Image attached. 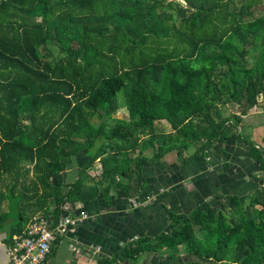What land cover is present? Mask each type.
Wrapping results in <instances>:
<instances>
[{"label": "trees", "instance_id": "16d2710c", "mask_svg": "<svg viewBox=\"0 0 264 264\" xmlns=\"http://www.w3.org/2000/svg\"><path fill=\"white\" fill-rule=\"evenodd\" d=\"M230 2L0 0V177L25 164L39 171L32 189L15 176L0 191V232L7 230L9 238L20 232L31 198L54 225L63 202L91 201L103 180L140 178L143 164L167 152L183 162L230 136L240 119L223 116L226 104L245 114L264 100V15H254L264 1L241 0L238 11L230 10ZM173 6L174 15L163 10ZM79 17L86 19L81 30ZM54 46L63 54L55 64L47 59ZM249 52L255 77L246 63ZM120 108L127 120L112 118ZM161 120L174 131V143L168 144L171 134L153 131ZM80 133L84 140L73 138ZM142 134L150 136L153 153L130 158ZM85 148L90 160L63 193L61 175ZM250 150L262 170L264 155L255 146ZM109 151L126 158L87 187V168ZM224 201L222 209L171 217L168 233L134 241L122 258L168 252L169 261H182L183 250V264H264V190L243 203L237 197Z\"/></svg>", "mask_w": 264, "mask_h": 264}, {"label": "crops", "instance_id": "0c3cea01", "mask_svg": "<svg viewBox=\"0 0 264 264\" xmlns=\"http://www.w3.org/2000/svg\"><path fill=\"white\" fill-rule=\"evenodd\" d=\"M259 5L263 8L264 2ZM233 115L240 119L236 130L221 143L206 149L204 154L199 153L182 162L175 151L167 152L159 160L143 164L140 178L115 177L118 184L106 179L91 201L82 203L75 198L79 203L72 206L69 214L74 217L83 211L87 218L76 222L57 239L45 264H134L140 255L134 260L122 258L124 249L138 239L168 233L171 217L188 215L196 208L222 209L226 197H237L243 203L263 191L264 168L261 170L252 158L250 145L264 155V100L259 99L257 108L252 111ZM147 149L138 151L150 158L153 148ZM196 149L197 146L191 147L188 156ZM90 157L86 148L70 157V163L61 175L63 193L78 179ZM125 158H111L109 164L105 161L99 164L98 159L91 164L87 168V187L102 180V172L116 171ZM96 163L101 166L99 171L95 170ZM123 165L135 168L134 164ZM148 195L155 200L145 206L144 198ZM23 216L25 218V210ZM30 219L20 225L21 230ZM48 220L52 225L53 220ZM11 238L7 237V230L0 232V264H7L6 246ZM95 248L100 251L92 255ZM141 256L144 257L143 264H167L168 261L162 254Z\"/></svg>", "mask_w": 264, "mask_h": 264}, {"label": "rangeland", "instance_id": "374dc122", "mask_svg": "<svg viewBox=\"0 0 264 264\" xmlns=\"http://www.w3.org/2000/svg\"><path fill=\"white\" fill-rule=\"evenodd\" d=\"M170 1H175V0H170ZM229 8L231 11H238L240 6H241V0H231V2L229 3ZM264 8V7H263ZM263 8H259L257 9L258 11L254 12V15L257 16L258 13L260 15H264V9ZM177 6H173V8H170L168 9L167 7L165 9H163L164 11L166 12H170L172 13L173 15L176 14L177 12ZM161 11V10H160ZM86 23V19L85 18H82V17H79L77 18V20L75 21V24L76 26L81 30V25H85ZM188 35V34H187ZM189 36V35H188ZM195 36V34H194ZM47 59L49 61H51L53 64L57 63L60 59H63V54H61L58 50L57 47H51V51H50V54L47 56ZM83 59H80L78 64L79 66H81L83 64ZM254 61H255V57H254V54L252 52H249L247 57H246V63H247V67L249 70H252V72L254 71V69L252 68L253 67V64H254ZM252 77H255V74L254 72L252 73ZM213 79H215L216 81H218L220 79V75L218 72H216L213 76ZM121 101L122 100H118V104L120 105L121 104ZM240 107H238L236 104H233V103H228L226 104V106L222 109V113H223V116H231L233 114H236L239 112L240 113ZM252 111V110H251ZM45 112L42 111L41 114L39 115V120L40 118L42 117L41 115L44 114ZM116 115L118 116L117 118H120V119H126L127 117V112L124 110V109H119L117 110L116 112ZM115 118V119H117ZM92 123L94 124H97L99 122V120L96 118V117H93L92 119H90ZM127 120V119H126ZM25 125H27L29 127V123L28 121H25L24 122ZM64 127V126H63ZM62 127V128H63ZM153 131H155L156 134H166V132L168 131H172L171 127L169 126V124L165 123V122H161V121H158L154 124V129ZM173 132V131H172ZM171 134V133H169ZM149 135L148 134H142V135H139L137 137V152L138 150H143V149H147L149 147H151V143L149 141ZM74 139L76 140H84V133H80L79 135H74L73 137ZM176 140L174 138V134L172 136L171 134V137H170V140H169V143L168 144H172L174 143ZM100 142H98L97 144H99ZM148 150V149H147ZM146 150V151H147ZM113 155V158L114 159H120V155H117V154H114V152L112 151H109L105 156L104 158L101 159V161H99L100 163L99 164H102L104 161L107 162V164H109L110 162L106 160V157L108 155ZM136 154V153H135ZM145 154V153H144ZM123 158V157H122ZM98 164V163H96ZM98 164V167H95V170L96 171H99V167L101 168V166H99ZM264 172V171H263ZM39 175V171H37L32 165H23L21 167L18 168V170H16V172H14L13 174H2L1 177H0V191H5L6 187L8 185H10L12 182H13V178H15L16 176V180L18 181V184H21L22 186H27L29 187L30 189H32V186H34V184L37 185V181H36V176ZM21 189V187L19 188V190ZM32 196V192L28 194V197H31ZM132 200V199H131ZM65 203V202H63ZM62 203V204H63ZM25 218H24V221L23 223H25L28 219H30L31 217H35L37 215H40V216H43L42 213L43 211H39L35 205H34V200L33 198H31L29 200V202H27L25 205ZM48 209V208H47ZM1 210H6V206L3 205ZM50 210V209H48ZM31 218V219H32ZM30 219V220H31ZM29 220V221H30ZM28 221V222H29ZM180 256L181 257H184L183 255V250H180ZM159 254H162L164 256H168V252H161ZM143 256H139L135 263L134 264H143ZM168 259V258H167ZM187 261V260H186ZM183 259L181 261V258H178L174 261H167V264H183Z\"/></svg>", "mask_w": 264, "mask_h": 264}, {"label": "built area", "instance_id": "2783aa9c", "mask_svg": "<svg viewBox=\"0 0 264 264\" xmlns=\"http://www.w3.org/2000/svg\"><path fill=\"white\" fill-rule=\"evenodd\" d=\"M154 200L153 196H146L145 206ZM78 203L79 201L75 198L63 203L61 215L54 225L53 222L50 225L49 220L44 216L33 217L20 232L12 236L10 243L6 246L7 264H45L57 239L76 222L87 218V213L83 211L74 217L69 214L72 206ZM133 204L136 205L135 202ZM99 251V248H95L92 255Z\"/></svg>", "mask_w": 264, "mask_h": 264}, {"label": "water", "instance_id": "95a60500", "mask_svg": "<svg viewBox=\"0 0 264 264\" xmlns=\"http://www.w3.org/2000/svg\"><path fill=\"white\" fill-rule=\"evenodd\" d=\"M112 118H117V115L116 114H114V115H112ZM187 260V258L186 257H183V261H186Z\"/></svg>", "mask_w": 264, "mask_h": 264}]
</instances>
